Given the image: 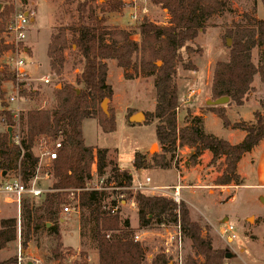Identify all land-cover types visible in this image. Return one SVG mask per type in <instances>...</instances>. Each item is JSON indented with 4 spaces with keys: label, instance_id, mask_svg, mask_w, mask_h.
<instances>
[{
    "label": "trees",
    "instance_id": "1",
    "mask_svg": "<svg viewBox=\"0 0 264 264\" xmlns=\"http://www.w3.org/2000/svg\"><path fill=\"white\" fill-rule=\"evenodd\" d=\"M12 1V0H11ZM76 0V22L68 28L59 27L49 37L47 58L50 72L61 76L66 63L65 51L74 47L78 57L79 72L74 83H64L60 90H55L46 108L30 109L23 117V125L18 124L5 103V82H15V75L5 66L0 65V169L9 171L15 161L14 170L18 169L24 183L34 175L37 159L32 153L35 143L42 138L51 141L60 140L62 148L58 158L52 163L49 189L39 203L29 205L24 201L22 206L23 224L26 221L25 241L29 240L30 226L33 232L38 228H46L56 236V245L51 251L58 264H64L61 236L57 227L60 206L67 202L64 190L80 189L78 205L81 211H87L94 224L92 241L98 253V264H170L162 255H155L150 261L146 259V250L133 241L134 230L127 220H122L120 211L111 215L104 207L108 193L104 191H83L89 178L88 168L94 156L100 175L111 165L108 150L85 145L82 124L88 119L96 120L102 133L115 131L114 113L105 114L101 109L103 100H111L113 91L106 83L108 68L106 61H114L116 67L124 71V77L131 79L128 71L141 76L154 78L155 105L153 113L145 114L144 124L150 119L157 121L155 138L164 153H174L178 148L191 150L190 163L195 166L204 152L211 154L210 164L224 159L222 174L215 180L217 186L231 183L242 185L237 174V164L245 155L264 141V113H254V122L231 123L225 115L224 108L208 106L207 110L217 115L225 129L239 130L245 133L243 140L235 145L205 131L203 119L189 116L186 124L177 126L176 108L179 97L173 82L175 67L181 59V51L191 52L188 43L192 42L206 23L214 16L228 10V0H149L151 4L165 10L168 26H157L151 22L139 25L140 43L133 41L130 34L118 28L107 26L108 15L119 13L123 5L117 0ZM26 4L27 0H21ZM253 10L255 8L253 7ZM13 4H6L0 10V55L12 47L4 45L1 35L12 19ZM246 23L236 24L226 32L231 45L226 62H216L211 81V101L227 97L237 107L244 103L245 96L252 90L255 76L264 84V20L250 18L245 15ZM68 34L70 38H68ZM262 48V63L257 67L252 62V50ZM160 62L159 67L156 63ZM185 70L194 71V66L186 62ZM19 96L29 101L38 97L26 82L19 84ZM27 87V88H26ZM79 91L77 93V88ZM132 113L129 111L127 118ZM16 117V116H15ZM21 127L18 134L12 133L11 140L8 128ZM18 137L19 144L15 143ZM154 166L162 170L170 167L164 154L152 156ZM133 168L143 169L145 158L136 153L133 157ZM106 184L117 182V192L112 195L123 196L125 200H133L137 206L139 229H150L153 225L176 221L180 222L184 236L191 243L192 255L184 258V264H225L227 253L212 247L209 236H203L201 226L190 219L188 208L184 203L179 205L170 199L132 192V175L129 170L111 169ZM111 201L109 202V204ZM49 224V227H47ZM16 240V224L14 219L0 220V252ZM80 261L71 264H88L85 252H80ZM0 264H16V257L0 261Z\"/></svg>",
    "mask_w": 264,
    "mask_h": 264
},
{
    "label": "rangeland",
    "instance_id": "2",
    "mask_svg": "<svg viewBox=\"0 0 264 264\" xmlns=\"http://www.w3.org/2000/svg\"><path fill=\"white\" fill-rule=\"evenodd\" d=\"M103 0H99L94 6H98ZM120 1V0H117ZM228 10L223 14L214 16L206 23L203 32L188 46L191 52L181 51V59L177 61L173 82L178 91V112H176L177 126L183 127L189 116L194 117L197 111L206 113V103L211 100V81L214 65L216 62H226L229 57V47L227 46L226 32L236 24L246 23V16L258 20L264 19V0H228ZM1 8L6 4H13V15L24 13L26 10L34 12V22H29V28L24 46L28 48V54L22 55L27 69L29 86L38 94L34 100L19 98L17 103L7 104V108L12 112L18 124L23 125V117L30 109L46 108L53 97L55 90H60L64 83H74V77L79 72L77 64L78 57L74 52V47L65 51L66 63L62 75L55 76L50 72L47 58V45L51 34L55 33L59 27L68 28L76 22V0H30L23 4L20 0H0ZM257 6L258 14H257ZM253 7L255 10H253ZM137 19L131 18L132 10L128 7L122 8L119 13L108 15L107 26L125 30L130 34L133 41L140 43L139 25L143 22H151L157 26H168L169 17L165 10L150 3L149 0L136 1ZM11 19V20H12ZM9 24V23H8ZM3 34L1 35V37ZM68 38H70L68 34ZM231 45V41H230ZM10 53L5 52L0 55V65L11 70ZM262 48L256 47L252 50V62L255 66L262 63ZM189 62L194 66V71L185 70L183 64ZM108 74L106 83L111 86L113 95L107 102V115L110 111L115 116V131L110 134L102 133L96 120H85L82 125L84 142L87 146L107 149L108 160L111 162L102 175L105 180L110 177L111 169L116 167L119 170H129L132 172V185L141 182L145 177H150L152 183L158 186H182L181 202L188 208L190 219L198 223L202 228L203 236H209L212 240V247L224 250L230 258L225 259V264H264V190L252 188H240V185L231 183L228 187L214 185L215 173L221 174L224 169V159L221 158L212 165L210 171L197 168L190 163L191 150L178 148L174 153H164L155 138V126L157 121L149 120V124L131 123L127 118L128 112L132 115L136 113L151 114L155 105L154 78L152 76H141L133 71L127 73L131 79L124 77V71L116 67L114 61H106ZM161 65V63H160ZM159 65V66H160ZM157 66V67H159ZM47 77L49 84H44L40 79ZM252 90L245 96L242 107H237L229 99L227 103L218 106L228 112L231 123L254 122V113H264V84L258 76L254 77L251 85ZM13 84L11 85L12 92ZM79 91V87H76ZM194 92V93H193ZM193 93V94H191ZM9 93L5 94V97ZM5 100V99H4ZM16 116V117H15ZM4 125H0V132L4 131ZM209 130L215 136L226 140L228 130L223 128L219 122L218 126L211 125ZM22 129L19 126L13 129V134H18ZM38 148L33 149V154L38 155ZM139 153L145 158L143 169L133 168V157ZM164 154L169 161L170 167L162 170L154 166L152 156ZM206 160L204 153L200 157L198 164ZM45 168H46V164ZM15 161L11 165L9 172L14 173ZM43 171V170H42ZM245 173V183L254 182L255 177L250 169ZM213 174V175H210ZM210 175V176H209ZM42 178V177H41ZM200 179V180H199ZM50 179L41 181L45 187L50 185ZM110 186L107 190L105 204H109L112 195L117 192V182L105 183ZM240 188V189H239ZM133 192V191H132ZM150 196V195H149ZM234 197V200H230ZM124 198V197H123ZM29 205L39 206L41 201L26 200ZM120 207L122 220H127L134 233L140 229L138 227L137 206L133 200H125ZM15 210L12 206L4 204L0 199V220L14 219ZM60 219L56 223L62 242V253L64 264H71L80 261V252L87 255L88 264L98 263V253L92 241L94 224L88 217L87 211L79 214L59 215ZM62 220V221H61ZM228 225L233 227V231L225 234L220 233ZM26 221L22 222V232L20 238V255L22 264H58L51 251L56 245V236L46 228L40 227L33 232L30 226V236L24 249ZM148 233L143 235L141 245L146 250V255L153 257L160 254L162 236L164 231L159 225H153L150 229H145ZM227 238L231 239L227 243ZM71 246V247H70ZM19 242L17 239L0 252V261L11 257H18ZM184 258L192 255L191 243L185 237Z\"/></svg>",
    "mask_w": 264,
    "mask_h": 264
},
{
    "label": "built area",
    "instance_id": "3",
    "mask_svg": "<svg viewBox=\"0 0 264 264\" xmlns=\"http://www.w3.org/2000/svg\"><path fill=\"white\" fill-rule=\"evenodd\" d=\"M21 1V0H20ZM136 1L137 0H120L124 7H128L132 10L131 18L133 20L137 19L136 16ZM34 17V12L26 10L24 13H17L14 15L13 19L7 25L1 41L4 45H9L12 48L8 51L11 57L10 67L11 72L15 75V82L13 84L12 92L9 96L5 97L6 104L17 103L19 96V83L28 81V76L25 71L26 64L21 57L27 54V49L24 46L27 32L29 28V20ZM42 83L49 84L50 79L44 77L40 79ZM194 93V92H193ZM191 93V94H193ZM1 110V109H0ZM178 112V107L176 108ZM15 143L19 144V139L15 137ZM38 148V155L34 157L37 159V164L34 169V175L24 183L18 172V169L11 173L0 169V199L6 204L10 205L15 210V224H16V239L19 242V254L16 258V264H22V259L20 255V238L22 232V206L24 201H42L47 193L53 192L49 189V186L45 187L41 184L43 179H51V167L52 163L58 158V153L62 148L60 140L51 141L48 138L42 137L37 143H35L33 149ZM46 168L44 167L45 164ZM43 170V171H42ZM89 178L86 181L85 188L83 191H104L110 189V186H105V178L99 174L97 169V161L94 156L93 161L90 163L88 168ZM42 177V178H41ZM182 186H158L152 183L150 177H145L143 181L137 182L134 186L132 185L129 190L133 192H138L144 195L157 196L166 199H170L175 204L179 205L181 203V190ZM80 189H68L64 190L66 193L67 202L60 206L59 215H71L73 213H80V208L78 205ZM125 203L123 196H116L112 198L111 203L108 204L104 209L111 215H115L120 207ZM164 231V236H162L161 250L160 254L164 255L170 264H184V242L185 236L182 232L179 220L167 223H162L159 225ZM233 231V227L228 225L220 233L223 237L225 234ZM148 232L145 229H140L137 233L133 234V241L136 243H142V236ZM227 243L231 242L230 238H227ZM153 258L152 255H146V259L150 261Z\"/></svg>",
    "mask_w": 264,
    "mask_h": 264
},
{
    "label": "crops",
    "instance_id": "4",
    "mask_svg": "<svg viewBox=\"0 0 264 264\" xmlns=\"http://www.w3.org/2000/svg\"><path fill=\"white\" fill-rule=\"evenodd\" d=\"M29 1L30 0H27V3H29ZM258 8L259 7L257 6V14H258ZM34 18H35V16L33 18H30V20H29L30 23L34 22ZM262 20H264V19H262ZM26 49H27V54H28V48H26ZM25 71L27 72L26 68H25ZM11 85H12L11 82L3 83L2 90L5 92V94L6 93H9V94L11 93ZM224 111H225V115L228 118V112H226L225 109H224ZM195 115H198L199 117H202V119H203V127H204L205 131L207 133H209V134L214 135L213 133H211L209 128H210L211 125L218 126L219 122L221 123V120L217 117V115H215L214 113H212L210 111H207L206 113H200L199 111H197L195 113ZM83 123H84V121H83ZM227 130L229 132H228V134L226 136L227 139L225 141H227L231 145H235V144L240 143L243 140L244 136H245V133L242 132V131L232 130V129H227ZM220 139H222V138H220ZM204 156H205L206 160H204L201 163V165H200V163L197 164V168H195V169H200V170L206 169V170L210 171V169H213L212 165L210 164L211 154L209 152H204ZM247 167H248V169H250L251 174L255 177L254 182L250 183V184H247V183L244 182L245 178H246L244 172L247 170ZM120 170H124V169L121 168ZM215 174L218 175V177H219L222 174V172H221V174H218V173H215ZM237 174H238L239 178L242 181V183H241L242 185H240V188H252V189L264 190V141H261L249 153H246L245 155H243V157L241 158V160L237 164ZM131 175H133L132 172H131ZM210 175H213V174H210ZM216 179H217V176H216L215 180ZM215 180H214V183H215ZM224 187L226 188L228 186H223L222 188H224ZM230 200L231 201L234 200V197L232 199H230ZM262 201H264V198L262 199ZM47 227H49V226H47ZM62 239H63V234H62ZM62 239H61V243L63 242Z\"/></svg>",
    "mask_w": 264,
    "mask_h": 264
},
{
    "label": "water",
    "instance_id": "5",
    "mask_svg": "<svg viewBox=\"0 0 264 264\" xmlns=\"http://www.w3.org/2000/svg\"><path fill=\"white\" fill-rule=\"evenodd\" d=\"M0 10H1V4H0ZM227 46H228V47L230 46V40H227ZM159 65H160V62H157V63H156V66H159ZM77 93H78V91H77ZM228 100H229V98H227V97H222V98H219V99H217V100H215V101H211V100H210V101H208L206 104L209 105V106H212V107H218V106H221V105L227 103ZM107 102H108V100L105 99V100H103V102L101 103V109H102V111H103L105 114L107 113V111H106V109H107ZM129 121H130L131 123H135V124H137V123H140V122L145 121V116H144V114H142V113H136V114L132 115V116L129 118ZM7 132H8V134H9V139L11 140V138H12V129H11V128H8V129H7ZM47 226H49V224H47ZM228 258H230L229 254L226 255V259H228ZM29 264H31V263H29Z\"/></svg>",
    "mask_w": 264,
    "mask_h": 264
}]
</instances>
